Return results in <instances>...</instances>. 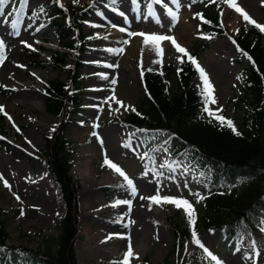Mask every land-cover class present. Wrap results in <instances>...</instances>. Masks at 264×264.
Instances as JSON below:
<instances>
[{"label":"rangeland","instance_id":"1","mask_svg":"<svg viewBox=\"0 0 264 264\" xmlns=\"http://www.w3.org/2000/svg\"><path fill=\"white\" fill-rule=\"evenodd\" d=\"M17 1L11 0L5 8L4 16H0V39L6 45L5 59L0 62V87L9 89V94L0 96V106L4 108L0 142L7 144L10 150L0 147V176L3 177L0 180V220L4 222L8 233L5 242L36 250L46 243V237L55 240L58 235L57 225L64 204L58 184L45 170V158L39 155L44 149L45 136L55 130L59 122L58 117L49 113L44 105L47 83L58 78L69 90L75 89L74 94L81 99V106L70 112L69 123L65 127L66 138L74 147L70 174L79 183L76 199L79 224L75 240L78 264L119 262L129 242L132 247L142 242L147 248L143 254H137L135 264H163L165 260H173L170 250L174 227L187 229L189 233L191 228L182 208L140 198L154 195L158 187L161 196L187 199L194 206L198 238L222 264H252L256 257L259 263L264 264V232L260 231L264 212L259 211L251 218V231L235 242L227 240L221 228L206 231L198 227L200 218L205 214L204 199L197 203L194 194L206 197L207 172L195 167L191 155L174 154L178 150L174 138L168 144L162 141L155 145L152 136L146 132L142 142L121 121L131 111V108H125L136 107L146 95L142 80L145 70H160L172 65L174 71L179 61L186 57L181 53L179 60L176 59L178 51L171 41L161 42L163 55L158 57L151 44L144 45L142 36H130L128 33L169 35L180 44L184 43L183 30L187 28L191 38L186 49L189 54L196 44L207 39V33L196 13L201 10L219 16L228 31L198 55L197 62L207 73L217 101L209 107L213 110L222 109L220 114L226 118L240 114L241 107L235 105L232 96L239 94L237 74L248 67V61L240 58L232 37L237 28L247 22L240 20L239 16L234 27H228L231 10L227 8V0L223 4L210 3L209 0H196L195 3L193 0H179V9L172 0H167V6L177 13L178 18L174 22L153 0H137L139 7L134 6L132 0H116L114 6L108 5L110 0H59L68 10L85 14L80 32L74 31L69 36V39L79 37L83 40L84 49L80 50L82 54L79 55L83 65L78 73L77 88L70 85V75L65 69L50 59L54 51L60 53L54 33L49 27L36 31L41 25L44 12H38L36 17L20 16L21 22L16 29L11 27L10 21L15 16L8 17L7 13L16 7ZM52 1L29 0L26 8L43 6L44 9H50L53 7ZM252 1L254 3L250 6L243 0H236V3L256 22H262L264 0ZM150 3L154 16H147V5ZM29 23L32 24L30 28ZM121 28L126 31L121 32ZM115 29L116 33H112ZM16 30L20 31L19 36L14 34ZM21 41H26L31 48L23 43L19 47ZM133 44L139 50L138 55L130 53ZM108 49L123 51L110 52ZM30 51L34 53L33 56L29 54ZM158 60L161 62H155ZM72 61L67 59L65 66L72 64ZM8 62L12 64L8 65ZM112 80H116V83L113 84ZM167 83L172 91L177 90L174 74L169 76ZM193 85L201 93L202 81L198 71ZM112 96L122 101L124 107L109 99ZM200 97L203 101L201 94ZM9 104L11 109L8 108ZM91 144L97 147L100 155L88 169L74 168L76 151ZM144 153L149 156L145 157ZM105 157L116 163L133 180L137 187L136 196H131L129 190L122 186L123 178H119L117 173L107 182H102L111 169L104 164ZM149 157L154 158V162ZM165 161L178 162L179 166L174 170L161 168L160 165ZM153 168L160 175H153ZM146 171L148 174L143 175ZM4 181H7L9 187L5 186ZM245 183L238 189L245 187ZM118 199H130V210L127 205L110 206ZM110 236L112 238L108 239ZM253 240L257 242L255 250L251 247ZM14 255L9 254L7 258L10 264H23L22 260H13ZM180 258L188 264L215 263L194 243L192 235L183 242ZM0 264H3L1 258Z\"/></svg>","mask_w":264,"mask_h":264},{"label":"trees","instance_id":"2","mask_svg":"<svg viewBox=\"0 0 264 264\" xmlns=\"http://www.w3.org/2000/svg\"><path fill=\"white\" fill-rule=\"evenodd\" d=\"M52 2L53 8L45 12L43 23L54 30L59 40L65 41L72 30H79L80 20L85 14L63 9L54 0ZM33 11L24 9L21 13L28 15ZM199 14L203 17V28L208 32V37L212 38L194 46L190 55L195 59L199 51L208 48L217 36L226 33L218 17L206 11ZM63 19H67L68 23ZM261 25H264V22ZM262 36L263 33L255 26L246 24L238 29L234 37L236 49L239 47L254 61L253 63L239 51L240 55L248 60L249 66L238 73L243 74L244 78L239 80V94L232 96V101L234 100L237 107H241V112L238 116L228 119L234 122L241 133L240 136L234 135L227 126L222 127L216 119H211L203 113V102L192 85L195 65L188 59L182 60L173 73L172 66L166 67L165 72L153 68L147 70L143 74L147 95L140 99L135 112L131 111L122 119L143 139L146 132L155 134L156 140L174 137L180 156L191 155L195 167L207 172L206 197L203 203L205 214L200 218L198 227L207 231L222 227L224 234L231 237L248 235L251 230V218L259 211L264 212ZM65 44L66 47L74 49L76 55H79V50L84 49L81 44L73 45V41L70 40ZM66 56L69 55L64 52L55 53L52 59L59 65H64ZM81 64L78 57L74 59L73 67H65L75 86L78 85ZM170 74H174L176 91H172L167 83ZM45 90L48 96L46 109L59 117V124L52 136L45 139V149L42 153L46 158L47 171L55 176L59 184L64 212L57 225L58 235L55 240L46 237V243L36 250L7 244L5 239L8 233L4 222L0 220V258L3 264H10L7 257L11 253L15 254L13 260H22L23 264H78L74 247L79 224V209L76 202L78 185L69 173L72 148L65 138L66 121L63 114L78 108L80 99L76 94L70 93L65 84L58 79L52 80ZM7 92L8 90L0 87L1 94ZM140 129L147 131L141 132ZM243 183L245 187L238 189ZM189 234L187 229L174 227L171 249L174 260H165L163 264H187L179 258L182 244ZM4 250L6 253H3Z\"/></svg>","mask_w":264,"mask_h":264},{"label":"snow or ice","instance_id":"3","mask_svg":"<svg viewBox=\"0 0 264 264\" xmlns=\"http://www.w3.org/2000/svg\"><path fill=\"white\" fill-rule=\"evenodd\" d=\"M54 2H56L57 4H59V0H54ZM74 2H76V0H74ZM110 2L112 4L116 3V0H110ZM153 2L158 6V7H162L165 14L169 15L172 18V21L174 22L178 17H177V13L176 11H173L171 8H169L167 6V0H153ZM196 0H193V3H195ZM210 3H215V4H219L221 2H223V0H209ZM11 3V0H0V16H4V12H5V8L6 6H8ZM29 3V0H19V8L13 7V10L7 13L8 17H12L15 16L14 19H11L10 24L11 27L13 29H16V26L18 23L21 22V17H20V13L23 11L24 7H26ZM132 3L134 6H137V0H132ZM172 3L175 4L176 8L179 9L180 4H179V0H172ZM228 6L235 9V11L237 13L240 14V16L247 22V24L253 25L255 26L259 31H261L262 33H264V25H261L260 23L256 22L254 19H252L249 14L244 11L241 7H239L236 3V0H227ZM61 7L63 6L62 4L60 5ZM147 7L149 8V11L147 13V16H154L155 13L153 11H151V3L149 5H147ZM45 11L43 6H39L37 9H35L32 12V17H36L37 13H43ZM121 15H123V13H120ZM221 15H223V13H221ZM197 16H199L201 19H203V17L201 16V14H197ZM147 18V17H145ZM5 19H7V17H5ZM157 22H159V20H157ZM205 23H210V21H205ZM28 27H32V24L29 23ZM44 25L41 24L36 31H39L40 28H43ZM115 27V26H113ZM221 27H223V24H221ZM121 32L126 31L124 28L120 29ZM14 34L16 36L20 35V31L16 30L14 32ZM128 35L130 36H142L143 37V42L144 45L147 46L149 44L152 45L156 55L158 57H162L163 55V49L160 47L161 42L163 41H171L172 45L176 48V50L179 53H183L188 61L190 63H192L193 65H195L196 70L198 71L201 81H202V90H201V96L203 97V107H202V111L203 113H205L208 117H210L211 119H216L220 125L223 126H227L229 129H231V131L233 132L234 135L236 136H240L241 133L238 131V129L236 128L235 124L233 121H231L230 119L224 117L222 114H220L222 112V109H215L213 110L212 108L209 107L210 104H216V98L214 95V88L207 76V73L205 72V70L199 65V63L197 62V60L192 57L191 55H189L187 53V50L182 47L179 43H177L176 39L172 36L169 35H163V34H156V33H136V32H131L128 33ZM208 38H212V37H208ZM128 41H124V43H127ZM21 43H23L26 47L31 48V45L28 44L26 41H21ZM233 43H235V41H233ZM5 41L3 39H0V62H2L5 59L4 56V51H5ZM108 51L110 52H122L123 49H108ZM238 51H241L242 54L244 56H246L250 61H252L251 56H249L246 52H243V50L239 49L238 47ZM157 63L161 62V61H155ZM183 62V61H181ZM254 63V61H252ZM109 67H112V65H109ZM179 71V70H178ZM143 75V74H142ZM106 78V77H105ZM243 74L238 75L237 79L241 80L243 79ZM112 83L115 84L116 80H112ZM109 99L115 101L116 103L120 104L122 107H124L123 102L119 101L116 99L115 96L110 97ZM129 108H131V111H136L135 108H132L131 106H127L125 108V110H128ZM116 111H119V109H116ZM0 112H4V108L2 106H0ZM5 115H7V113H4ZM137 115H140L139 113H137ZM9 119H11V117H9ZM211 119L209 120V123H211ZM139 131L141 132H146L147 130L144 129H140ZM95 134V133H94ZM171 137H169L168 139H166L164 141L165 144L170 143ZM127 146V145H125ZM165 151H167V149H165ZM145 157H148L149 154L148 153H144ZM143 158V157H142ZM149 159L153 160L154 162V158L149 157ZM104 164L106 166H108L109 168H111L112 170H114L117 174H119L124 181V187H126L129 190V193L131 196H136L137 195V187L134 184L133 180L131 178L128 177V175L126 174V172L124 170H122L116 163L110 161L107 157H105L104 160ZM179 164L178 162H167L165 161L164 163H162L160 165L161 168H168L169 170H174L175 167H178ZM148 165L145 164V168H147ZM152 173L153 175H160V173H158L155 168L152 169ZM147 171L145 173H143V175H147ZM0 180H3V177L0 176ZM5 186L9 187L7 181H4ZM185 187H187V184H185ZM196 196V200L197 203H199L201 200L205 199V197L197 194H194ZM141 199H148L150 202L152 203H156V204H161V203H170L175 205L178 209L182 208L184 211V214L187 218V221L189 223V226L191 228V235H192V240L194 241L195 244H197L199 247H201L204 251V253L206 254V256L208 258L211 259V261H214L215 264H222V261H220L213 253L212 251L207 248L198 238L197 232L195 230V223H196V210L194 208V206L187 200V199H183V198H176V197H169V196H161L160 195V190L159 187L156 190V193L152 196L149 197H140ZM131 203L132 201L130 199H118L116 200L112 205V207H117L120 205H127L129 206V210L131 207ZM21 215H23V211H21ZM129 223H134V221H129ZM261 227H260V231L264 232V220H262L260 222ZM112 237H108V239H111ZM120 238H125V237H120ZM251 247L255 250L257 247V242L255 240L251 241ZM185 249H187V245H185ZM134 257V252L131 246V243L129 242L127 251L123 254V258L122 260H120L119 262L117 261H113L112 264H130L131 259Z\"/></svg>","mask_w":264,"mask_h":264},{"label":"bare ground","instance_id":"4","mask_svg":"<svg viewBox=\"0 0 264 264\" xmlns=\"http://www.w3.org/2000/svg\"><path fill=\"white\" fill-rule=\"evenodd\" d=\"M243 1L248 6L252 5V3H254V1H252V0H243ZM227 8L229 9V11L231 10V20H230V24H229L228 27L232 28V27H234V23L236 22L237 18L240 15H238V13L235 11V9L229 7L228 4H227ZM240 20H244V19L240 16ZM223 23L225 24L224 21H223ZM183 31L185 32L184 35H183L185 39H184V43H180V45L182 47H184L185 49H187V47L189 46V44L191 42V38H190V36H189V34L187 32V28H185ZM112 33H116V29L113 30ZM118 40H121V38L118 39ZM18 46L21 47V42L18 44ZM130 48H131V51H130L131 54H133V55H138L139 54V50L137 49L136 44H133L132 46H130ZM211 49L213 50V47H211ZM177 54L178 55L176 56V59L179 60V55L181 53L177 52ZM7 64L11 65L12 62H8ZM125 96H126V94H125ZM8 108L9 109L12 108L10 104L8 105ZM99 155H100V153H98L97 147L95 145H93V144H91V145H89V146H87L85 148H82V149L79 148L76 151V154H75V162L73 164L74 168H77V169H79V168L88 169L89 166L91 165V163L94 162V159L97 158ZM114 173H116V172H114L112 169H110V172L108 173L107 176H105L102 179V182H107L109 179H111L113 177ZM42 175L45 176L44 171H42ZM118 177L121 178L120 175H118ZM132 249H133V252H134V257L131 259L130 264H135L136 263L137 254H139V253L143 254L146 251L147 248L142 242H139V243L135 244V246H133Z\"/></svg>","mask_w":264,"mask_h":264}]
</instances>
